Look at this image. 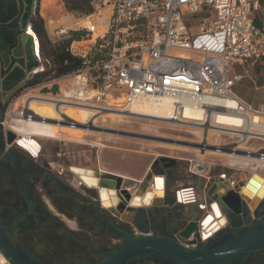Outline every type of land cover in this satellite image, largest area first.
<instances>
[{"label":"built area","instance_id":"built-area-1","mask_svg":"<svg viewBox=\"0 0 264 264\" xmlns=\"http://www.w3.org/2000/svg\"><path fill=\"white\" fill-rule=\"evenodd\" d=\"M108 3L110 16L105 31L94 39L92 34L91 39H85L88 42L85 48L74 47L73 41L68 46L72 54L84 59V64L64 75L69 79L62 93L64 100L94 111L129 112L128 107L138 98L169 97L173 100L171 123L202 131L199 152L242 151L241 156L264 160V104L253 107L236 96L233 85L242 75L230 74L237 60L245 67L264 63V9L259 1L109 0ZM194 14L203 16L193 32L187 15ZM66 32L62 26L56 35ZM195 106L202 109L201 119L184 116L185 109ZM217 113L239 115L243 123L235 130H216L211 118ZM210 131L214 132L217 144L207 143L204 138ZM249 139H257L259 144L248 146ZM216 166L205 163L199 156L188 171L202 177L203 183L184 185L172 178L169 183L174 184L172 195L176 196V203L198 205L200 218L214 216L206 207V187L212 181L222 183L227 171H240L225 165L226 169L220 173L210 174ZM68 172L73 175L70 167ZM156 177L152 174L151 180ZM67 180L81 191L88 187L74 178ZM225 181V191L233 190L235 181L232 178ZM126 189L130 194L128 206L135 191L133 187Z\"/></svg>","mask_w":264,"mask_h":264},{"label":"water","instance_id":"water-1","mask_svg":"<svg viewBox=\"0 0 264 264\" xmlns=\"http://www.w3.org/2000/svg\"><path fill=\"white\" fill-rule=\"evenodd\" d=\"M39 0H0V106L7 105L21 89L25 87V83L29 81L34 74L43 70L41 63L39 40L35 32L31 29L29 18L31 14H35V9ZM27 39L29 47H27ZM38 47V48H37ZM31 58V59H30ZM44 120V119H42ZM0 128L4 131L5 144L12 146L17 135L11 130H4L0 123ZM118 135L125 134L121 130H113ZM168 142H178L175 139L162 138ZM189 144V143H188ZM211 148H214L211 146ZM243 154L242 151H237ZM161 160V158H160ZM154 160L150 165L149 171L144 175L139 186L142 193L151 179L152 173L155 175H165L163 179L164 189L167 183L172 179V169L169 167L165 171L157 165L160 161ZM231 175V177H230ZM99 186L105 189H113L117 197V204L112 209H104L97 199V189L95 187L83 188L84 193L90 190L95 191L93 203L100 210H108L113 214H118L124 210L128 211L129 217L126 219L129 226L126 228H116L123 235L122 242L105 252L100 260L93 264H127L132 261L151 257L154 260L161 261L165 264H226L228 262L245 258L251 254L264 248V223L249 224L241 231L242 224H248L251 219L250 211L243 214L241 221V195L246 187L249 191L253 188L248 184L258 185L260 177L257 179H249L244 188L241 189L244 172L233 173L227 175L228 179L235 181L233 190L222 194L218 191L223 190V183L211 182V187L207 194L210 198L215 199L219 207L222 209L227 218L228 233H224V229L217 230L213 237L206 236L202 238V226L205 219L198 216L189 218L186 223L181 225L179 235L182 241L172 237L169 233L158 234L151 229V225L155 222L167 221L173 211L186 205H195L193 208L199 210L198 206L193 203H182L180 206L176 204V196L164 194L162 197L152 198L148 205L134 206L131 204L126 206L130 200V194L126 189L120 188L121 177L111 174L102 173L98 175ZM255 177V175H254ZM203 183V180H201ZM215 188L217 193L213 194ZM264 192V183L256 194L260 195ZM247 195H250L247 191ZM230 195L238 197V207L235 212L231 211L225 199ZM256 199L249 203V209H253L256 215L258 206ZM190 207V206H189ZM102 208V209H101ZM176 212V211H175ZM16 223L9 228L0 227V253L7 259L9 264H43L34 258L30 253L24 251L15 239ZM222 234V235H221ZM221 235V236H220ZM205 240V242H203ZM116 241V243H119Z\"/></svg>","mask_w":264,"mask_h":264},{"label":"flooded vegetation","instance_id":"flooded-vegetation-1","mask_svg":"<svg viewBox=\"0 0 264 264\" xmlns=\"http://www.w3.org/2000/svg\"><path fill=\"white\" fill-rule=\"evenodd\" d=\"M38 7L39 3L35 14H31L29 18L34 32ZM37 37L41 45L40 38ZM5 107L6 105L0 106V123ZM4 144V131L0 128V227L9 228L16 223L15 239L24 251L43 264H93L100 260L105 252L122 242L123 235L116 228L129 226L126 221L129 217L128 211L124 210L118 214L108 210L101 211L100 207H96L93 203L94 190L84 193L75 189L67 179L60 176L61 171L53 172L47 162L40 161L33 155V157L24 155L16 149L17 146L14 143L12 146ZM230 171L226 172L224 180L231 177L230 175L227 178ZM241 171H246L241 179V189L251 178L253 180L262 176V184L264 183V169H261V172L257 169H241ZM262 184H259L257 191ZM247 188L249 190V187ZM217 190L218 188H215L213 194L217 193ZM207 191L206 207L214 214L213 206H215L220 213L218 216L214 214L211 224L216 223L215 226L218 228L215 231L224 229V233H228L226 225L230 218L222 213L218 203L209 197ZM228 191L231 190H226L225 193ZM257 191H254V196L250 198L246 191H241V221H243V214H247L248 210L251 214L249 223L241 225V231L249 224L264 223V192L258 195L255 194ZM247 192L251 194V191ZM253 199L257 200L258 206H262L256 215L253 214V209H249V203ZM238 200L237 196L230 195L225 202L231 211L235 212ZM175 211L171 214L172 217L166 219V222L153 223L151 229L158 234L167 232L175 239L182 241L179 229L189 218H185L180 209ZM206 217L202 216L201 219ZM221 220L223 222H220ZM215 231L210 234V237L214 236ZM119 240L120 242L116 243ZM127 264L165 263L145 257ZM226 264H264V248Z\"/></svg>","mask_w":264,"mask_h":264},{"label":"rangeland","instance_id":"rangeland-1","mask_svg":"<svg viewBox=\"0 0 264 264\" xmlns=\"http://www.w3.org/2000/svg\"><path fill=\"white\" fill-rule=\"evenodd\" d=\"M72 1L75 0H61L63 6L60 8L56 1L43 0L41 9L43 8L44 15H41L45 17L54 15V18H62V16L68 17L71 22L64 26H69L70 29L74 30L84 29L89 33L86 37L90 39L91 34L94 35L92 39L101 35L106 29L108 17L110 16V10L108 7L109 0H82L89 1V6L86 5L84 7L85 10L91 11V13L88 14L81 12L79 9H74ZM258 1L264 9V0ZM39 10L40 9L38 8V11ZM40 13H42V11H40ZM200 16L202 17L203 15H187V19L190 21L188 26L191 31H196V27L194 26L198 19H200ZM37 21L38 20L35 19V22ZM59 26L61 25H57L55 21L48 24L50 33L55 39L52 42L50 41V43H46L44 39H41L40 57L43 70L37 73L49 72L50 75L53 73L55 65L51 62L52 56L49 55V51L59 42L65 40V35H67L55 36L56 34L54 32ZM93 26H95V28H93ZM96 28L101 30V32L95 36L94 31ZM87 43L88 42L84 41L80 44H74V47H76L75 45H79V48H85ZM237 72L245 76L234 84L232 89L234 94L253 106H259V104L264 103V89L254 87L255 84L251 78V76H253L257 84L264 80V63L253 67L246 66L244 69L239 68ZM68 80L69 79H67V77L64 78L63 75L56 78L55 81L54 79H49L42 81L35 86H28L21 89L19 94L13 98L4 109L1 119L2 128L4 130H10L9 125L12 124L11 122L13 118L16 117L17 113L24 111V97L26 94L32 91L43 95H58L61 94V90L65 89L68 85ZM53 85L57 86L55 92L50 91ZM45 89L48 91H45ZM92 120L94 121V125L89 128L94 130V133H88L84 138V142L35 138L40 144V150L38 156H33L38 157L40 161L47 162L53 172H56L57 170L61 171L62 175L60 176L65 179H77V176L74 173L73 175H70L68 167H70V170L71 167H83L98 171L101 164L102 167L104 166V168L111 171L110 173H113L114 175L116 172L130 173L134 175L144 171L145 167L154 158L163 157L166 160L170 159L173 161V165H175L176 169V180L178 182L184 185L201 182L200 179L202 177H196L188 171L190 167L193 168V165L199 159L198 148L197 151H195L194 149L191 150V148L181 147V145L184 144L198 147V142L202 137L201 130H198V132L195 127L173 125L172 123L142 117L110 118L103 117L101 114H96ZM122 120H125L126 122ZM113 130H121L124 131L125 134L118 135L114 133ZM162 138L175 139L178 142L168 143L167 140H163ZM223 138L228 141V137L223 136ZM96 142H101L110 148L102 149L101 154L98 155L100 149L94 145ZM166 143L167 145L165 146ZM257 144H259L257 139H249L247 143L248 146L253 147ZM16 149L24 155L30 156V154L22 149V147L17 146ZM200 152H202V149ZM204 161L207 164H217L216 168H214L210 174H218L226 169L225 165H227V163L224 156L206 155ZM230 167L235 166L230 165ZM235 168L240 170L239 172H243L240 168ZM261 169L263 168L259 167L257 170L260 171ZM104 172L108 171H98L99 174ZM142 175L143 174L141 173V178H143ZM130 180L131 179L121 178L119 185L120 188H136V185ZM171 185L174 184H170L168 188H170ZM71 186L75 189L81 190L76 184L75 186L71 184ZM218 193L222 194L221 191H218ZM179 209L181 210L182 215L187 219L195 216H198V218L201 217V212L190 207H180Z\"/></svg>","mask_w":264,"mask_h":264},{"label":"bare ground","instance_id":"bare-ground-1","mask_svg":"<svg viewBox=\"0 0 264 264\" xmlns=\"http://www.w3.org/2000/svg\"><path fill=\"white\" fill-rule=\"evenodd\" d=\"M100 32L101 30L96 28V30L94 31L95 36ZM93 36L94 35H92V37ZM26 45L27 47H29L30 45L28 39ZM63 92H65V89L61 90V94L53 96L38 94L32 91L25 95L24 111L17 113L16 117L13 118L11 122L12 124L9 125L10 130L17 135L16 144L18 146L22 147L23 149H26L27 151H29L30 154L37 156L40 150V144L35 138H48L58 140L62 139L76 142H84V138L88 133H94V130L89 127L94 125V121L92 120V118L96 114H101V116L103 117L110 118L142 117L162 122L164 121L166 123L172 122L169 119L173 117V100L169 97L138 98L128 107L129 112H105L94 111L92 108L85 106L69 104L66 102V100H64V96L62 94ZM202 114V109L196 106L188 107L184 111V116L191 117L194 119H201ZM242 123L243 119L239 115L234 114L226 115L224 113H217L214 114L211 118V124H213L216 130H235V127L241 126ZM194 126H197V124L194 123ZM198 130L199 129H197V131ZM213 135L215 134L211 131L206 133V135L204 134V138H206L207 143L217 144L215 139H213ZM94 145H96L100 149L98 155L101 154L102 149L110 148L109 146H106L101 142H96L94 143ZM166 145L167 143L165 144V146ZM181 147L191 148V150L194 149L195 151H197L196 146L184 144L181 145ZM239 147H241V145ZM206 155H215L219 157L224 156L227 165L235 166L240 169L251 168L255 170L259 167H262L264 169V160H256L254 158L241 156V154H231L223 151L219 152L215 151V149H207L205 151L202 150V152H199V156L202 158H204ZM100 169L101 171H108L106 168H104V166H100ZM71 171L77 176V179L74 178L75 182L80 181L81 185H83L82 183H85L88 187H95L98 190L97 199L104 209L111 210L113 205L117 204V197L115 196V191L113 189H105L104 187L99 186V170L97 171L83 167H71ZM119 174H121V177H123V179H129V177L124 173ZM257 181L258 185H252V182L249 183V185L254 189L253 191H251V194L248 195L249 198L251 196H254V191H257L259 184H262V176L260 180ZM151 182L152 186H149L148 184L147 186L149 187L146 188L142 193L138 192L137 194L132 195V205H148L151 202L152 198H160L164 195V183L161 176L152 179ZM148 183H150V181ZM245 191H249L248 188ZM221 193H224V189L221 190ZM239 193L241 195V190ZM213 207L214 214L218 216L220 214L219 210L217 209V207ZM212 219L213 216L209 215L208 218L205 219V221L203 222V235L201 236L202 238L209 236L213 231L218 228L215 226L216 223L211 224ZM220 222H223V220H221ZM0 264H9L7 259H5V257L1 253Z\"/></svg>","mask_w":264,"mask_h":264},{"label":"trees","instance_id":"trees-1","mask_svg":"<svg viewBox=\"0 0 264 264\" xmlns=\"http://www.w3.org/2000/svg\"><path fill=\"white\" fill-rule=\"evenodd\" d=\"M72 3L74 9H79L81 10V12H84L86 14L91 13V11L85 10L84 8L86 5L89 6V1L75 0L72 1ZM37 20L38 21L34 23V29L37 36H39L40 39H44L46 43H50V41L47 39V35L43 27L42 18L37 15ZM254 24L256 26H259V22L257 21H254ZM66 34V39L59 42L55 47H52L49 51V55L52 56L51 62L55 65L52 75H50L49 72L37 73L31 80L27 82L26 87L35 86L45 80L59 78L60 76L67 75L72 71L77 70L83 66L84 59L79 55L72 54L68 50V46L73 40L87 39L88 37L86 36H88L89 33H87V31L84 29H69L67 30ZM56 89L57 86L53 85L50 91L55 92ZM45 91L48 90L45 89Z\"/></svg>","mask_w":264,"mask_h":264},{"label":"crops","instance_id":"crops-1","mask_svg":"<svg viewBox=\"0 0 264 264\" xmlns=\"http://www.w3.org/2000/svg\"><path fill=\"white\" fill-rule=\"evenodd\" d=\"M53 1H56L57 2V4L59 5V7L61 8V6H63L62 5V3H61V0H53ZM42 4H43V0H39V11H38V16L40 17V18H42V20H44V22H43V27H44V30H45V32H46V35H47V39L49 40V41H53L54 39H55V37L54 36H52L51 35V33H50V30H49V27H48V24L49 23H51V22H54L55 21V23L57 24V25H61V26H59V27H57V29H59L60 27H65L64 25L65 24H67V23H70L71 21H70V19L68 18V17H63L62 16V18H54V15H52V16H50V17H45V16H43L44 15V11H43V8L41 9V6H42ZM262 7V6H261ZM263 9V8H262ZM40 11H42V13H40ZM41 14H43V15H41ZM67 30H69L70 28H69V26L68 27H65ZM93 28H95V26H93ZM57 29H56V31H57ZM56 31L54 32L55 34H56ZM93 31V30H92ZM55 36H57V35H55ZM58 37V36H57ZM65 37H66V35H65ZM40 38V37H39ZM84 40L85 39H81V40H73V42H75L76 44H80L81 42H84ZM40 41H41V39H40ZM77 46H79V45H77ZM86 46V45H85ZM80 47V46H79ZM239 68H241V69H244L245 68V64L244 63H242V61L241 60H237L236 62H235V65L230 69V74L231 75H242V74H240V73H238L237 72V70H239ZM243 76H245V75H242V77ZM249 76H251V75H249ZM241 77V78H242ZM240 78V79H241ZM251 78L253 79V81H254V87H256V88H263L264 89V80L261 82V83H259V84H257L256 82H255V79L253 78V76H251ZM239 79V80H240ZM56 79H54V81H55ZM237 82V81H236ZM235 82V83H236ZM234 83V84H235ZM47 84H48V82H47ZM234 86V85H233ZM237 96V95H236ZM241 99V98H240ZM244 101V100H243ZM245 102V101H244ZM247 103V102H246ZM249 105H251L250 103H248ZM261 104H264V103H261ZM260 105V104H259ZM251 106H253V105H251ZM258 106V105H257ZM257 106H253V107H257ZM143 154V153H142ZM160 158H161V160H160ZM160 160L158 163H157V165H159L164 171L166 170V169H168L169 167H171V169H172V178H174V179H176V169H175V165H173V161L172 160H170V159H168V160H166V159H164L163 157H159V158H154L146 167H145V169H144V171H142V169H141V171L142 172H140V173H136V174H130V173H124L125 175H127L128 177H129V179H132V182L136 185V188H133V190L135 191V194H137L138 193V191H139V186L141 185V180L143 179V178H141V176H140V174L142 173L143 175V177H144V175L147 173V171H149V169H150V165H151V163H153V161L154 160ZM101 164V163H100ZM102 165V164H101ZM100 165V166H101ZM99 171H101V169H99ZM111 171H109L108 170V172H104V173H110ZM119 173H122V172H116L115 173V175H118V176H120L121 177V174H119ZM111 174H113V173H111ZM153 174V173H152ZM154 175V174H153ZM158 175V174H157ZM159 176H161V175H158V177ZM140 177V178H139ZM151 177H152V175H151ZM123 178V177H122ZM162 178V177H161ZM133 180H135V181H138V182H135V181H133ZM131 181V180H130ZM150 181V183H152L151 182V179L149 180ZM200 181H201V179H200ZM199 183H201V182H199ZM149 184V183H148ZM170 184H172V183H169L168 185H166V187H165V189H164V194H175V192L173 191V186L171 185V187L170 188H168V186L170 185ZM139 185V186H138ZM149 186H147V188H148ZM208 190V188L206 187V191ZM183 195V194H182ZM182 195H180V199L182 200ZM177 206H180V204H176ZM190 206V208H194L195 207V205H186V206H184V207H189ZM130 218V217H129Z\"/></svg>","mask_w":264,"mask_h":264}]
</instances>
